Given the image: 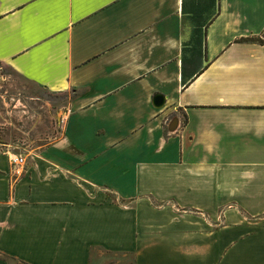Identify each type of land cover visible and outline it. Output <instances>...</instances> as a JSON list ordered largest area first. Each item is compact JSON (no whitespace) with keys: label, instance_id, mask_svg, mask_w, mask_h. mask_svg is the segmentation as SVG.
Instances as JSON below:
<instances>
[{"label":"crops","instance_id":"crops-1","mask_svg":"<svg viewBox=\"0 0 264 264\" xmlns=\"http://www.w3.org/2000/svg\"><path fill=\"white\" fill-rule=\"evenodd\" d=\"M261 34L264 0H0V64L70 94L0 152V264H264Z\"/></svg>","mask_w":264,"mask_h":264},{"label":"rangeland","instance_id":"rangeland-1","mask_svg":"<svg viewBox=\"0 0 264 264\" xmlns=\"http://www.w3.org/2000/svg\"><path fill=\"white\" fill-rule=\"evenodd\" d=\"M69 95L35 87L0 64V152L19 164L46 149L61 133V112Z\"/></svg>","mask_w":264,"mask_h":264},{"label":"trees","instance_id":"trees-1","mask_svg":"<svg viewBox=\"0 0 264 264\" xmlns=\"http://www.w3.org/2000/svg\"><path fill=\"white\" fill-rule=\"evenodd\" d=\"M263 35L262 36H257V37H249L244 39V41L246 42H253V43H257L260 45H264V40H263Z\"/></svg>","mask_w":264,"mask_h":264},{"label":"built area","instance_id":"built-area-1","mask_svg":"<svg viewBox=\"0 0 264 264\" xmlns=\"http://www.w3.org/2000/svg\"><path fill=\"white\" fill-rule=\"evenodd\" d=\"M13 161H14L15 163H18V162H19V160H18V159H14Z\"/></svg>","mask_w":264,"mask_h":264}]
</instances>
